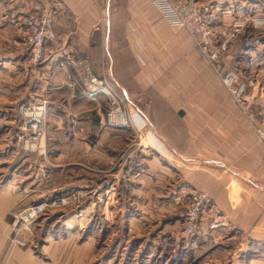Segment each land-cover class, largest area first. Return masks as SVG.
<instances>
[{
	"label": "rangeland",
	"instance_id": "obj_1",
	"mask_svg": "<svg viewBox=\"0 0 264 264\" xmlns=\"http://www.w3.org/2000/svg\"><path fill=\"white\" fill-rule=\"evenodd\" d=\"M44 1L55 6L19 14L14 0H0L1 57L22 56L18 73H2L0 86V126L10 129L0 136V249L28 250L44 259L43 249H68L62 264H201L207 254L194 258L190 249H240L243 239L233 231L209 244H189L216 211L214 196L209 189L186 187L175 206L189 173L174 170L182 159L172 149L158 150L156 142L162 143L141 115L150 107L163 124L172 126L176 119L199 124L205 114L213 121L236 117L234 108L264 148L258 136L264 132V67L254 59L264 55V0H99L92 34L108 31L110 37L101 47L100 74L88 59L56 46L59 0ZM47 8L53 38L37 59L18 21ZM55 56L62 60L59 67L70 69L65 87L76 98L62 91L47 94L55 82L44 68ZM25 73L36 78L31 98L23 89ZM228 73L247 85V102L240 104L224 85ZM91 77L98 83L91 85ZM92 88L107 89L99 104L85 95ZM34 114L45 123L41 129L31 127ZM220 124L219 131L225 129ZM206 166L191 170L216 182L231 170ZM80 193L83 199L74 200ZM242 193L238 188L229 196L233 211L242 207ZM68 197L70 204L52 206ZM198 202L205 206L189 234L181 216ZM37 207L43 210L34 213ZM75 215L79 218L71 220Z\"/></svg>",
	"mask_w": 264,
	"mask_h": 264
},
{
	"label": "crops",
	"instance_id": "obj_2",
	"mask_svg": "<svg viewBox=\"0 0 264 264\" xmlns=\"http://www.w3.org/2000/svg\"><path fill=\"white\" fill-rule=\"evenodd\" d=\"M44 2V0H14L13 10L19 14H30L37 12L36 10L43 4H48V7L55 6ZM98 2L99 0H59L56 5L55 31L57 34L56 46H60V49H64L68 55L88 59L95 72L100 74V68L104 64L100 58L101 47L105 43V38L108 37L109 41L110 37L108 31L104 36L100 33L92 34V29H94L95 22L99 19L102 10ZM251 58L253 61V56ZM254 59H256V63L264 67V55L254 56ZM21 60V55L1 57L0 54V86L2 73L16 75ZM61 61L58 56H55L49 66L44 68L46 75L51 78V82L53 84L55 82L49 87L47 94L54 96L55 93L62 91L67 98H72L74 94L71 88L65 87L69 81L67 78L71 75L70 69L65 68L66 70H64L59 67ZM25 74L29 78L23 77V89L27 98H31L37 91L36 78L32 74ZM109 74L114 79L112 69ZM61 76L62 81H57V77ZM4 82L6 88L14 89L8 86L6 80ZM229 109L230 107L227 105L226 110ZM231 109L236 117H227L224 120L213 121L210 116L205 114L203 122L199 120L204 128L194 119H191L188 124L180 119L172 122V126L163 124L151 114L150 107L142 113L141 117L148 125L149 130L155 134L157 140L162 143L160 145L155 141L159 147L158 150L165 153L168 149V151L172 149L182 159L173 164L174 170L178 174L189 173L186 186H178V189L182 188L179 195L174 198L175 206L179 205L181 193L186 187L209 189L214 196L216 211L205 217L197 234L189 238V244L197 246L202 240H206L205 243L209 244L217 236L223 238L226 234V238H228L231 231L235 232L236 237L243 239L240 249H205L204 253L200 249H190L188 251L190 256L197 258L207 254L201 264H264V148L257 141L246 120L240 117L236 109ZM7 113L3 112V115ZM11 117V120L15 122L14 116ZM3 119L6 118L3 117ZM218 123L225 126V129L219 131ZM1 126L3 127L5 124ZM1 126L0 136L4 137L3 131H10V129L8 127L2 130ZM233 128H235L234 131H232ZM230 131L232 132L230 133ZM201 163L209 165L206 166L207 168H213V164H215L221 168L229 166L231 170L216 182L212 175L191 170V167ZM1 174L2 171H0ZM238 188L243 190V205L238 211H233L229 196ZM73 218L79 217L75 215L71 220ZM219 220L224 223L216 228L213 224L219 223ZM130 221L132 222L133 219ZM3 231L1 228V237ZM67 250L43 249L44 259L33 255L28 250L0 249V264H62L60 256L66 254Z\"/></svg>",
	"mask_w": 264,
	"mask_h": 264
},
{
	"label": "built area",
	"instance_id": "obj_3",
	"mask_svg": "<svg viewBox=\"0 0 264 264\" xmlns=\"http://www.w3.org/2000/svg\"><path fill=\"white\" fill-rule=\"evenodd\" d=\"M46 1L54 2L56 0H46ZM37 15H32V16L26 17V18L25 17L19 18L18 25L20 27L24 26L25 31H26V32L24 31V36H26L25 39L30 42V44H29L30 46L36 47L35 57L37 59H39L41 55H39L37 53L41 52L43 45H45V43H47L48 41H50L53 38V32L51 29V25L53 24V18L49 15L48 8L43 9L42 11H39V13H37ZM209 32L211 33L210 30H209ZM210 33H209V36H210ZM255 43H258V41H256ZM74 64H76V63L74 62ZM223 82H224V85L227 87V89L230 90L232 95L237 99V101L240 104L247 102V100H246L247 85L239 82V80L237 79V77H235V75H233V73H228L224 77ZM89 83L92 85V84H95L98 82L94 78L91 77V81H89ZM104 93L107 94V89L92 88L90 91H87L85 95L88 98H90L91 100H93L94 102L99 104L100 103L99 98L102 95H104ZM108 94L113 95L114 93H113V91H111V92H108ZM114 99H116V98H114ZM246 107L249 108L248 105ZM262 113H263V110H262ZM41 118H42L41 115L40 116L38 114L32 115V122L33 123L31 122V127H33L34 129H37V128L41 129L43 124H45L44 121L41 120ZM109 118L112 121V123L116 122V121H114L115 116L113 114L109 115ZM120 118L121 119L123 118V120L125 119L124 115L122 117L121 113H120ZM119 124L123 125V126H128L126 121H123V122L119 121ZM258 133L257 134H258L260 140L264 144V132L259 130ZM78 195L79 196L77 198H74V200H81V198L83 199V197L85 196L84 193H80ZM71 202L72 201H71L70 197L61 198V199H57L56 201H54L52 206L62 207V206L70 204ZM193 204H194V202H193ZM196 205L198 207L197 209L190 210L189 212H187L181 216L182 221L187 224V229H188L187 232L189 234H193V232L196 228L195 220H197L196 218L199 215H201V213L204 209V206H205V205H202V202H198ZM42 210H43V207H37V208H35L34 213L41 212Z\"/></svg>",
	"mask_w": 264,
	"mask_h": 264
}]
</instances>
